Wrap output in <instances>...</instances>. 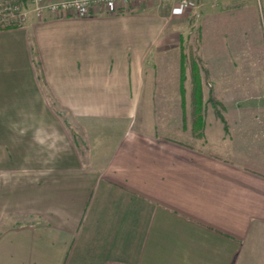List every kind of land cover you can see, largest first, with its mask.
I'll use <instances>...</instances> for the list:
<instances>
[{
	"label": "crops",
	"instance_id": "obj_1",
	"mask_svg": "<svg viewBox=\"0 0 264 264\" xmlns=\"http://www.w3.org/2000/svg\"><path fill=\"white\" fill-rule=\"evenodd\" d=\"M132 3L0 28V264H264V107L193 134L170 23Z\"/></svg>",
	"mask_w": 264,
	"mask_h": 264
},
{
	"label": "rangeland",
	"instance_id": "obj_2",
	"mask_svg": "<svg viewBox=\"0 0 264 264\" xmlns=\"http://www.w3.org/2000/svg\"><path fill=\"white\" fill-rule=\"evenodd\" d=\"M26 5L30 6L27 2ZM137 5L152 7L155 16L170 23L173 46L171 55L159 54L162 69L179 72L180 66L181 73L182 64L180 85L185 86L192 85V66L198 69L200 104L198 112L192 109L191 122L193 128L194 122L200 119V125L193 129V134H198L211 108L220 117L225 107L239 101L248 103L251 109L264 107V0H193L186 9L179 6V0H148ZM126 9L106 14L120 16L131 8ZM23 22L18 13L13 16L0 8V28L19 26ZM176 80L161 79L173 86L178 85ZM252 111L253 117L259 116L258 111ZM157 112L176 116L179 110Z\"/></svg>",
	"mask_w": 264,
	"mask_h": 264
},
{
	"label": "built area",
	"instance_id": "obj_3",
	"mask_svg": "<svg viewBox=\"0 0 264 264\" xmlns=\"http://www.w3.org/2000/svg\"><path fill=\"white\" fill-rule=\"evenodd\" d=\"M148 0H0V8L7 13H18L19 20L25 21L27 12L26 2L32 5L33 12L41 17L45 13L59 14L63 17L74 16L85 18L97 14L98 9L106 13L117 14L123 5L131 2H146ZM193 0H179V6L186 9ZM23 10L25 13H20Z\"/></svg>",
	"mask_w": 264,
	"mask_h": 264
},
{
	"label": "trees",
	"instance_id": "obj_4",
	"mask_svg": "<svg viewBox=\"0 0 264 264\" xmlns=\"http://www.w3.org/2000/svg\"><path fill=\"white\" fill-rule=\"evenodd\" d=\"M10 28V27H7ZM34 56H37V53L34 51ZM191 78H192V98L193 103L195 106V111L199 110V104H200V96H201V83H200V77L199 72L196 66H192L191 68ZM183 72V65L181 64V73ZM183 86V85H180ZM211 101V100H210ZM198 112V111H197ZM200 124V119H197V121L194 122L193 128L195 129Z\"/></svg>",
	"mask_w": 264,
	"mask_h": 264
},
{
	"label": "clouds",
	"instance_id": "obj_5",
	"mask_svg": "<svg viewBox=\"0 0 264 264\" xmlns=\"http://www.w3.org/2000/svg\"><path fill=\"white\" fill-rule=\"evenodd\" d=\"M34 139L36 142L40 145H45L48 139L52 140V143L48 144L47 146L49 148L55 149L56 147V140L61 139L56 133H52L51 136H47L43 133V130H37V132L34 135Z\"/></svg>",
	"mask_w": 264,
	"mask_h": 264
}]
</instances>
